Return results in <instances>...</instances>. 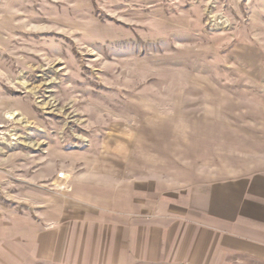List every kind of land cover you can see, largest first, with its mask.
Wrapping results in <instances>:
<instances>
[{
  "label": "rangeland",
  "instance_id": "1",
  "mask_svg": "<svg viewBox=\"0 0 264 264\" xmlns=\"http://www.w3.org/2000/svg\"><path fill=\"white\" fill-rule=\"evenodd\" d=\"M260 172L264 0H0L1 263L17 218Z\"/></svg>",
  "mask_w": 264,
  "mask_h": 264
},
{
  "label": "crops",
  "instance_id": "2",
  "mask_svg": "<svg viewBox=\"0 0 264 264\" xmlns=\"http://www.w3.org/2000/svg\"><path fill=\"white\" fill-rule=\"evenodd\" d=\"M161 199L147 187L136 202L127 192L120 208L117 199L93 209L79 202L76 214L66 205L53 208L49 226L17 218L13 256L17 264H264V172L226 180L186 202Z\"/></svg>",
  "mask_w": 264,
  "mask_h": 264
},
{
  "label": "built area",
  "instance_id": "3",
  "mask_svg": "<svg viewBox=\"0 0 264 264\" xmlns=\"http://www.w3.org/2000/svg\"><path fill=\"white\" fill-rule=\"evenodd\" d=\"M58 178H59L60 180H67V179H68V176H67V174H65V173H60L59 176H58Z\"/></svg>",
  "mask_w": 264,
  "mask_h": 264
}]
</instances>
